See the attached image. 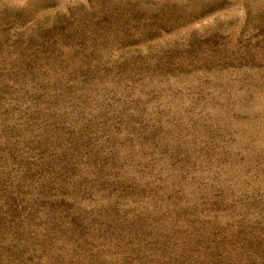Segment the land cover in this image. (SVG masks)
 Masks as SVG:
<instances>
[{
	"label": "rangeland",
	"instance_id": "1",
	"mask_svg": "<svg viewBox=\"0 0 264 264\" xmlns=\"http://www.w3.org/2000/svg\"><path fill=\"white\" fill-rule=\"evenodd\" d=\"M0 264H264V0H0Z\"/></svg>",
	"mask_w": 264,
	"mask_h": 264
}]
</instances>
